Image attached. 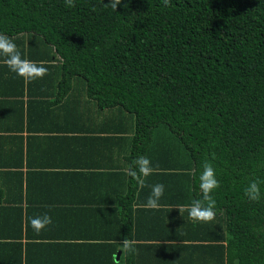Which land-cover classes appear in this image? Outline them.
Wrapping results in <instances>:
<instances>
[{"label": "trees", "instance_id": "trees-1", "mask_svg": "<svg viewBox=\"0 0 264 264\" xmlns=\"http://www.w3.org/2000/svg\"><path fill=\"white\" fill-rule=\"evenodd\" d=\"M108 2L0 0V33L22 59L59 76L65 95L82 92L84 106L111 109L115 126L128 125L113 136L115 152L129 163L120 218H130L133 191L141 187L128 174L136 157L147 156L155 169L144 187L162 183L188 207L202 199L207 160L220 181L211 195L214 220L227 233V264H264V183L258 202L244 193L252 180L264 181V0H121L116 10ZM2 58L0 75L20 77ZM19 205L3 213L17 216L18 240L0 242V264H35L31 250L94 246L30 249L35 244L21 239L38 235ZM96 245L110 247L111 257L119 246Z\"/></svg>", "mask_w": 264, "mask_h": 264}, {"label": "crops", "instance_id": "crops-1", "mask_svg": "<svg viewBox=\"0 0 264 264\" xmlns=\"http://www.w3.org/2000/svg\"><path fill=\"white\" fill-rule=\"evenodd\" d=\"M58 81L56 75L31 81L0 75V242L18 240L12 237L17 216L3 214L15 202L26 211L30 233L38 235L21 239L35 244L30 249L94 245L87 251L31 250L35 264H227L222 223L194 221L188 210L180 214L176 207L188 206L178 203L175 190L165 189L160 207L152 209V187H137L130 218H120L118 195L129 191V163L127 154L115 152L113 136L128 125L116 118L115 126L111 109L84 106L82 92L65 95ZM45 213L53 222L36 233L31 220ZM125 240L137 253L124 249ZM109 243L119 244L112 257L110 247L96 245Z\"/></svg>", "mask_w": 264, "mask_h": 264}, {"label": "clouds", "instance_id": "clouds-1", "mask_svg": "<svg viewBox=\"0 0 264 264\" xmlns=\"http://www.w3.org/2000/svg\"><path fill=\"white\" fill-rule=\"evenodd\" d=\"M113 10L121 3V0H109L108 2ZM165 6H169L171 0H162ZM67 7H75V0H65ZM0 55L6 57L5 63L8 68L16 73L18 76L26 80H35L43 78L48 74L49 69L42 65H37L35 62L22 59L21 52L17 45L13 42L12 38L0 33ZM202 172L199 176L200 189L202 192V199H196L192 202L191 206L185 209L184 207H176L179 209L180 214L188 210L189 216L194 221L210 222L215 219L216 201L211 193L220 187V181L216 178V170L209 161H204L202 165ZM151 161L145 155H140L132 161L128 174L135 179L141 187L145 185V178L154 172ZM264 181L252 180L248 187L244 190L245 195L251 201L258 202L261 199L260 184ZM152 191L147 199V207L158 209L160 207L159 200L164 195L165 186L162 183L152 185ZM52 218L49 214L45 213L42 217H35L31 220V225L36 233L52 224ZM123 247L128 253L135 254L137 249L130 241H123Z\"/></svg>", "mask_w": 264, "mask_h": 264}]
</instances>
